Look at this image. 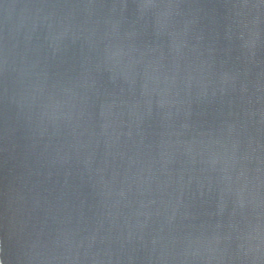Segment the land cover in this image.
Returning a JSON list of instances; mask_svg holds the SVG:
<instances>
[{"label": "water", "instance_id": "water-1", "mask_svg": "<svg viewBox=\"0 0 264 264\" xmlns=\"http://www.w3.org/2000/svg\"><path fill=\"white\" fill-rule=\"evenodd\" d=\"M4 264H264V0H0Z\"/></svg>", "mask_w": 264, "mask_h": 264}, {"label": "snow or ice", "instance_id": "snow-or-ice-1", "mask_svg": "<svg viewBox=\"0 0 264 264\" xmlns=\"http://www.w3.org/2000/svg\"><path fill=\"white\" fill-rule=\"evenodd\" d=\"M0 243H2V241H0ZM0 264H4L3 260H0Z\"/></svg>", "mask_w": 264, "mask_h": 264}]
</instances>
